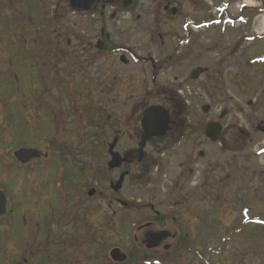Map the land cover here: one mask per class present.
<instances>
[{
  "label": "rangeland",
  "instance_id": "374dc122",
  "mask_svg": "<svg viewBox=\"0 0 264 264\" xmlns=\"http://www.w3.org/2000/svg\"><path fill=\"white\" fill-rule=\"evenodd\" d=\"M42 1L0 0L6 4L1 7H8L0 8L1 20L5 21L6 27L1 30L5 33L0 34L5 37L4 43L13 35L16 46L13 51H22L18 43L23 37L18 34L26 28L41 33L35 37L32 34V41L48 43L44 60V72L48 75L47 101H41V80L37 74L40 68L18 66L15 73L19 80L13 88L9 86L7 76H2L8 70L5 60L0 59L2 152L4 146L5 154L9 149L10 152L15 149L13 143L10 144L11 138L17 149L21 146L36 148L46 155V158L34 161L26 168L16 166L13 173L0 168V186L8 188L10 194L16 196V205L12 202L10 207L14 205L20 216L28 213L30 221L22 225L20 220H15L14 238H9L6 244L11 258L2 259L19 258L22 264H26L24 257L29 261L27 264H40L54 260V256L50 259L51 253L60 254L62 259L73 258L76 254L73 248L50 252L53 247H46L45 242L39 245L34 237L47 230L53 222L51 239L74 236L78 228H82L83 219L87 218L85 213L93 212L97 220L104 213L114 218L112 213L121 211V208L114 199L112 202L108 199L111 196L126 198L131 203L142 200L143 203L156 204L170 196L206 195L214 199L221 197L222 201L211 205L214 208L210 211L214 213L208 220L209 229L198 228L193 236L196 225L191 221L187 231L193 238L192 242L200 243L203 236L210 247L230 245L228 256L236 254V260L240 261L238 264H264V132L263 128L258 129L259 125L264 127V35H256L260 32L264 15H259L258 10L242 11L241 8L248 4L245 0H181L180 14L173 18L158 11L159 2L154 4L152 0H142V6L135 13L142 15L140 21L137 18L127 20L120 28L111 27L108 31L111 35L127 37L122 44L130 47L132 52L150 54L161 61L173 57L171 63L164 65L156 83L151 81L157 74L150 65L125 66L118 62L119 68L112 74L91 70L87 73L93 77L89 82H95L92 86L98 89L91 92L83 87L81 92L78 86L87 85L84 79L87 74L74 67L77 55L72 50L73 46L68 47L67 44L76 34L77 19L68 7H48L44 16L41 6L45 2ZM63 2L48 0L50 5ZM252 2L257 8L264 9V0ZM57 8L62 19L56 14ZM14 15L16 27L8 24ZM232 19L234 22H229ZM83 29L80 31L88 27ZM14 31H17L16 35ZM92 31L98 32L99 27ZM159 35L164 37L163 42ZM58 40L64 43L59 58L51 53L59 44ZM4 43L0 51L8 53L11 47L9 44L4 47ZM30 51L36 53V46L33 45ZM32 61L39 64L42 59L38 54ZM193 68L202 71L196 81L189 77ZM114 77L117 80L114 81ZM65 82L75 87L68 88L73 102L67 88L62 91ZM12 90L15 91L14 102L10 100L13 98L10 96ZM159 103L169 109L178 123L173 131L184 129L193 134L204 133L208 123L220 122L222 139L228 143L239 140V159L234 162L233 153L224 152L218 144L208 142L197 149L186 139L182 149L191 148L195 154L202 152L207 156L198 164L199 168L204 166L208 169L210 178L207 182L199 178L201 185L176 187L173 182L176 169L171 166L174 162L169 161V156H160L162 160L151 166L150 171L147 172V165L144 166L146 174L139 168L130 170L131 175L125 177L122 189L113 192L105 179L117 180L124 167L117 172L109 171V157L104 153H94L92 149L101 147V138L104 143H109L117 133L124 135L139 131L142 111ZM204 105L209 107L206 113L202 110ZM223 112L226 114L220 117ZM95 135L97 138L93 139ZM202 139H205L204 135ZM154 157L159 158L157 155ZM162 168L166 171L160 172ZM228 175L229 179L226 178ZM92 188L96 193L89 198L87 194ZM63 195H66L67 218L59 222L57 217L64 212ZM135 211L131 209L128 212ZM247 219L251 221L247 223ZM137 223H140L138 216L128 215L122 234L124 245L130 234H136ZM24 239L31 240L33 256L28 252ZM178 240H185V236L179 235L176 242ZM114 241H108V245H116ZM38 248L45 249L42 257L37 255ZM96 259L101 258L97 256ZM221 259L214 258L219 262Z\"/></svg>",
  "mask_w": 264,
  "mask_h": 264
},
{
  "label": "flooded vegetation",
  "instance_id": "af4514ba",
  "mask_svg": "<svg viewBox=\"0 0 264 264\" xmlns=\"http://www.w3.org/2000/svg\"><path fill=\"white\" fill-rule=\"evenodd\" d=\"M64 1L61 4L50 5L48 0H43L45 2L41 7L42 13L45 16V12H47L48 7H74L71 5V0H62ZM66 1V2H65ZM93 3L84 2L83 4H79L77 7H87L89 12L83 11H72L71 15L77 19L75 24L76 34L72 36V41L67 42L68 47H72L74 54L77 55L75 58L73 65L80 72L87 74L91 70H101L103 73L112 74L114 69H118V62L122 63V65L128 66L133 65L137 66L138 64L142 65H150L153 68L155 73L157 74L155 77L151 78L153 83L158 81L159 72L163 70L164 65L171 63L173 57L167 58L165 61L156 60L152 58L149 54H136L131 51L130 47L122 44L125 42L127 37L111 35L108 31L109 28L121 27L127 23V20H134L137 18V21H140L142 15H135L137 12V8L142 6V0H93ZM154 4L158 3V11L168 17H177L180 14V5L181 0H152ZM10 5V4H9ZM4 3H0V8L7 9L8 7ZM45 7V10H44ZM11 8V7H10ZM14 9V7H12ZM141 9V8H140ZM58 8L56 9V14H58ZM59 19H62V15L58 14ZM44 21V18L41 17ZM5 21L1 20L0 16V34L5 33L1 32L4 26ZM30 21H27L29 23ZM9 23L16 27V16L10 20ZM88 27L87 30L83 31V27ZM99 27L98 32L92 31L93 28ZM81 29L82 32L80 31ZM92 31V32H90ZM96 33H99L96 35ZM14 34H17V31H14ZM28 34L30 37L28 38ZM33 36H38L41 33L36 30H31L26 28L22 30L18 36L23 37V40H20L18 44L21 46L20 52L13 51L15 46V39L12 35L8 38V42L5 41V37L0 35V50L3 48L2 43L6 45H10L11 49L8 53L0 51V59L5 60V64L7 65V70L2 76H7L6 80L9 86H13L18 82V76L15 71L17 67H35L39 70L38 76L41 80L40 86V95L41 101H47V92H48V75L47 72H44V67L46 66L45 56L48 53V43L44 41L37 42L35 39L32 41ZM159 39L161 42L164 41V37L159 35ZM59 44L56 45L53 56H58L60 49H63L64 43L61 40H58ZM8 45V46H9ZM30 45V46H29ZM33 45L36 46L37 52L34 53L30 51L33 48ZM40 45V47H39ZM40 55L42 62L38 64H33V56ZM44 58V59H43ZM59 58V56H58ZM152 70V71H153ZM42 74L40 76V74ZM46 75V77H45ZM92 74H87L84 78L87 82V85L78 86L79 91H84L83 87L86 88V91H91L95 88V82H89L92 79ZM117 80L114 77V81ZM112 85V83H111ZM92 86V87H91ZM71 87L75 88L73 85ZM82 88V89H80ZM104 90V89H102ZM11 91V90H10ZM95 91V90H94ZM107 91V90H105ZM14 94L15 91L12 90L11 95L13 98H10L11 102H14ZM155 105H163V104H155ZM147 108V107H146ZM171 114V112H170ZM172 125L171 129L176 127L178 124L174 121L172 115ZM13 120V118L11 119ZM141 120L140 117V128L139 131L128 132L124 135L118 133L114 135L110 140V143H104L101 138L99 148H93L92 150L96 151V153H104L108 156V163L111 160V151L110 145L117 138V144L115 148V153H119L124 159L125 162L122 166L116 170H110L111 172H117L124 167L123 172L129 173L131 175V171L133 169L139 168V171L144 172V166L147 165V172L150 171V167L154 166L158 163V161L162 160L163 156H169V161L174 162L171 166L174 165V169H176V176L173 179L176 187L184 185L197 186L199 185V178L204 179L203 182H207L209 175L208 169L204 166L201 168L198 167L200 160L207 159V156L202 152L195 154V150L188 148L182 149L181 146L184 145L186 139H188V143H191L197 149L198 147L205 146L209 143L218 144L225 152L233 153V161L239 159L238 154L240 151L239 140L229 142L226 139H220L218 142H212L208 138H206L205 132H196L195 134L189 133L183 130L180 131H172L170 130L165 137L163 138H153L147 140L144 152L143 159L140 161V144L143 138V131L141 128ZM15 124V120L12 121ZM45 123V122H44ZM44 131L46 132V128L44 125ZM204 135L205 139H202ZM96 135L93 139H96ZM10 138V144L13 143V149L10 152V149L7 153H4L1 149V139H0V168L9 172H15L16 166L21 168H26L31 165L30 162L26 165L17 164L16 158H14V153L18 150L16 148L15 141ZM12 141V142H11ZM22 147V146H21ZM28 148V147H27ZM121 149V151H120ZM154 155H157L159 158H155ZM196 155L198 157H196ZM4 156V157H2ZM162 156V157H160ZM46 157V155H45ZM8 158L7 161L3 159ZM2 159V160H1ZM166 163V161H165ZM167 164V163H166ZM166 171V168L160 169V172ZM119 174V176H120ZM146 174V173H145ZM230 178V175L226 177ZM225 178L221 181L223 182ZM196 181V182H194ZM112 181H110L111 184ZM221 183V182H220ZM201 185V184H200ZM0 189L4 192L6 197V209L2 216H0V264H22L21 260L16 258L17 260H3L2 258H11L8 254V250H6V244L9 238H14L13 226L15 220L18 219L21 221L22 225H27L29 219L28 213L22 214L16 212L15 206L12 208L10 204L15 202L16 205V196L10 194L8 188H3L0 186ZM70 197L67 198V200ZM108 199L112 202V199L115 200L117 206L121 208V211L114 212L112 215L115 217H109L107 213H104L103 216L97 220V217H94V213H85L87 218L83 219L82 228H78V233L74 236H64L58 238H52L51 235L54 233L55 222L51 223V225L42 231L39 236H35L34 240L39 241V245L45 242L46 247H50V252H57L58 250L64 252L68 251V249H72V251L76 252L75 256L72 258L68 256V258L62 259L63 257L59 254L55 255V253H51L50 259L54 256V260L50 261V263L42 262L40 264H238V260H236V254L232 253L228 256L227 250L230 249V245L222 244L217 245L216 247H210L207 245L206 240L203 236H201L200 243H193V238H191L190 233L187 231L189 229V225L191 221L195 222V229H193V236L196 235L198 228L209 229V217L214 212L210 209L214 208L211 206L212 204L220 203L222 201L221 197H217L216 199L210 198L208 196H170L166 201H159L158 203H143L142 200H136L132 203L128 201L126 198H116V197H108ZM159 199V198H154ZM214 199V200H213ZM67 201L63 203V214L62 216L57 217L59 222L62 219H66L67 213L65 211V205ZM139 204L140 206L136 205ZM145 204V205H142ZM137 210L135 212H128L129 210ZM167 209V210H165ZM20 214V215H19ZM135 214L140 219V223H137L136 234L129 235L127 238V243L124 245L122 242V234L124 231V226L127 225L128 215ZM19 215V216H17ZM26 215V217H25ZM118 215L119 217H117ZM76 222L77 218H73ZM17 221V220H16ZM30 222V221H29ZM33 225V222L31 223ZM8 227V228H4ZM199 226V227H198ZM98 228V229H97ZM52 230V234H51ZM185 232V234H184ZM206 232V231H205ZM207 233V232H206ZM6 238H2V236ZM179 235H184L185 240H176ZM32 236V234H31ZM153 236H157L156 240L152 239ZM31 239V238H30ZM30 239H24V242H27V250L29 253L32 252L33 245L31 244ZM181 239V238H180ZM184 239V238H183ZM15 240V239H14ZM21 240V239H17ZM115 240L116 245L109 246L108 241ZM205 240V241H204ZM154 241H159L155 243ZM55 247L58 249L55 250ZM113 250H119L123 256H125V260H113L110 256ZM45 249L38 248L37 255L43 256V252ZM96 253H100L96 255ZM33 256V254L31 253ZM35 255V257L37 256ZM99 257L97 261L96 257ZM121 259L120 256H118ZM221 262L215 261V259L220 258ZM10 260V261H9ZM24 263H29L28 260L24 259Z\"/></svg>",
  "mask_w": 264,
  "mask_h": 264
},
{
  "label": "water",
  "instance_id": "95a60500",
  "mask_svg": "<svg viewBox=\"0 0 264 264\" xmlns=\"http://www.w3.org/2000/svg\"><path fill=\"white\" fill-rule=\"evenodd\" d=\"M78 0H71V5L74 6L72 7L73 9H76L77 7H75V4L77 3ZM81 2V0H80ZM201 74V71L199 69H193V71L190 74V77L194 80H197ZM203 111L204 112H208L209 111V107L208 105L203 107ZM226 113H223L222 116H224ZM221 116V117H222ZM170 117L168 112L166 111V109H164L163 107H150L148 109H146L144 111V119L142 120V127L144 130V137H143V141L141 143V150L139 151L140 153H142V149L145 145L146 140L151 139L153 137H160V136H164L166 134V132L168 131L167 129H169V125H170ZM261 129V128H259ZM223 128L221 126V124L219 123H209L206 127V133H207V137L210 138L212 141H218L221 137ZM262 131L264 132V127L262 129ZM114 147V145H112V148ZM42 155V153L38 150H26L23 149L18 151L16 153V156H18L17 158H20L21 161L26 162V160H30V159H35V158H40V156ZM122 164V160L119 158L118 154H113V160L110 163V168H116L118 166H120ZM126 176V174H123L120 178V180L118 181L117 185L114 186V190L118 191L121 186H122V182L124 180V177ZM93 192V191H92ZM90 193V195H92L93 193ZM4 202V198L3 195L0 192V205L3 206ZM0 206V214L4 211V209ZM118 254L119 251L116 250L112 253L113 258L118 259ZM124 259V257L122 258V260Z\"/></svg>",
  "mask_w": 264,
  "mask_h": 264
},
{
  "label": "bare ground",
  "instance_id": "6f19581e",
  "mask_svg": "<svg viewBox=\"0 0 264 264\" xmlns=\"http://www.w3.org/2000/svg\"><path fill=\"white\" fill-rule=\"evenodd\" d=\"M244 2L248 3L249 5L253 4L252 0H245ZM259 30H260L259 33H263L264 32V20H261V25L259 27Z\"/></svg>",
  "mask_w": 264,
  "mask_h": 264
}]
</instances>
